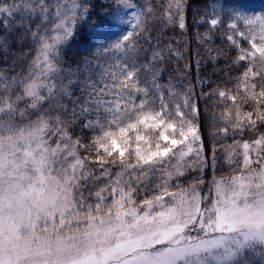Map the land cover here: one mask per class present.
Segmentation results:
<instances>
[{"label":"snow or ice","instance_id":"6c2138e0","mask_svg":"<svg viewBox=\"0 0 264 264\" xmlns=\"http://www.w3.org/2000/svg\"><path fill=\"white\" fill-rule=\"evenodd\" d=\"M91 7L89 0H0V55L7 63L18 52L21 63L19 73L15 63L0 69V264L264 257V12L229 10L224 39L235 56L207 49L212 75L218 57L229 58L227 71L219 70L227 79L204 92L212 81L198 77L197 94L182 81L189 65L180 83L165 79L167 61L183 53L153 33L156 25L183 33L191 11L195 23L209 25L197 36L207 44L224 23L217 0H104L100 12L127 26L107 43ZM85 23L90 56L66 67L65 46ZM201 100L211 111L201 112ZM203 119L214 140L213 170L221 148L236 169L213 179L207 193L202 177L184 186L190 170L203 172L208 162ZM77 125L91 135L73 139ZM246 132L253 137L236 139ZM97 165L99 177L87 170ZM91 180L107 183L92 192Z\"/></svg>","mask_w":264,"mask_h":264},{"label":"trees","instance_id":"16d2710c","mask_svg":"<svg viewBox=\"0 0 264 264\" xmlns=\"http://www.w3.org/2000/svg\"><path fill=\"white\" fill-rule=\"evenodd\" d=\"M151 2L153 6H158L160 3V0H138L139 4H146ZM206 3H211V0H204ZM90 4H94L95 7H91L90 11L92 13V19L96 20L97 17H99L98 23L107 24L110 22L111 18L109 16L104 15L100 12L101 5L104 4V0H89ZM105 11L110 12L111 9L105 6ZM210 11V9H209ZM198 18H194L192 12L190 11L188 13V26L186 30L181 33V31L176 28L175 30L169 28L167 30H164L161 33V29L159 25H156V31L153 33L155 36L156 34H161V39L165 43L171 42L173 44V47L179 48V50L183 53V56L181 59H171L167 61L168 70L165 72V79L169 77L170 74L173 75V82L174 83H180L181 82V74L185 72V65H189V68L187 69V75H184L182 77V81L185 84H189L195 88V91L197 94L201 92V86L199 85L197 78L203 80H211L212 83L205 84L203 86V91L207 92L209 91L210 87H215L217 83H222L224 80L227 79L225 72L227 71L229 67V58L228 57H234L236 54V50L228 43L225 42V35L226 32V21L224 19L223 24H219L215 28L211 29V40L205 44L201 40L197 39L198 35H203L207 32H209V25L207 24H198L195 23V20ZM94 31V30H93ZM82 37H88L89 39L92 38V33H90L88 23H85L82 25V32L80 35L77 36L75 40H72L65 46V61H66V67L67 64H70L72 68L74 69L76 64L90 56V50L92 49V45L88 44L86 45L84 42V39ZM155 42V41H154ZM245 45V44H244ZM147 47V45H145ZM209 47L216 48V49H222L224 52L228 53V57L221 55L218 57V63L214 65V67L217 69V74L212 75V66H210V62L208 60V51L207 49ZM15 51V50H14ZM17 59L13 61L12 59H9L7 63L4 62V57L0 55V69H11L13 63L16 64V73H19L21 71V63L19 58V53L17 52ZM215 55V52L213 53ZM141 61L143 60V53L140 54ZM197 61H199V71L197 70ZM26 67V66H25ZM220 69H224L225 72H220ZM235 75V72L232 73ZM230 86V85H229ZM79 95V92L76 93ZM214 102H216V98H213L212 100L207 101V104L210 106ZM23 107V105H21ZM48 106L45 105V108ZM200 107L201 112L211 111V108L206 109L205 101H200ZM203 130L202 135L204 137V144L207 148V165L203 172L197 171V170H190L187 178L184 180V186H187V184L191 183L193 180L199 179L200 177L203 178L205 183H207L210 179H220L221 177H226L231 174H234L235 168L230 165L226 154L224 150L218 149L216 152V164H215V170H213L212 166V146L214 144V140L212 135L210 134L211 129L210 125L207 119H203ZM258 134V133H256ZM91 133H86L81 130L80 126L77 125L75 129L72 132L73 139L76 137H88ZM254 133L252 132H246L241 135H238L236 137L237 140L241 139H250L252 138ZM224 144H231V134L229 135V138L226 141H223ZM81 156L86 155L83 149H80ZM193 160H195V157L193 156ZM88 171L95 172L96 177L100 176V170L99 166H89ZM115 171V170H113ZM159 175V173L157 174ZM107 183V180H104L97 184L95 187L94 180L88 181L87 189L91 190L92 192H95L98 187H103V185ZM88 190L84 192V195H88ZM149 195H151V188L149 187L147 189ZM145 189H141L140 192V198L142 199L144 197ZM107 195V194H105ZM95 203V200L92 201ZM249 264H264V260H259V257L254 256L253 254L249 256Z\"/></svg>","mask_w":264,"mask_h":264},{"label":"rangeland","instance_id":"374dc122","mask_svg":"<svg viewBox=\"0 0 264 264\" xmlns=\"http://www.w3.org/2000/svg\"><path fill=\"white\" fill-rule=\"evenodd\" d=\"M217 2L223 8V12H221V15L224 17L226 21V26L229 23L227 16L229 14L230 9L233 11H240L242 13L264 12V0H217ZM123 18L129 19L128 16H124ZM103 25H104V29H103L104 34H103L102 42L104 43H107L108 41H114L117 38V36L120 34V32L127 27L126 25H113L112 20H110L109 23ZM244 46L247 47L246 42ZM211 181L212 180L210 179L207 183H204V185L202 186L203 192L205 193L208 192V188L211 185ZM253 255L259 257V260H264V257H261V255L258 252Z\"/></svg>","mask_w":264,"mask_h":264}]
</instances>
